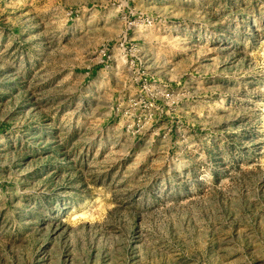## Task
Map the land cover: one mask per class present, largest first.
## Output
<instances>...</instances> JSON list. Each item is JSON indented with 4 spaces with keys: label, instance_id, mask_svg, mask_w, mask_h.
Returning <instances> with one entry per match:
<instances>
[{
    "label": "rangeland",
    "instance_id": "374dc122",
    "mask_svg": "<svg viewBox=\"0 0 264 264\" xmlns=\"http://www.w3.org/2000/svg\"><path fill=\"white\" fill-rule=\"evenodd\" d=\"M0 264H264V0H0Z\"/></svg>",
    "mask_w": 264,
    "mask_h": 264
}]
</instances>
